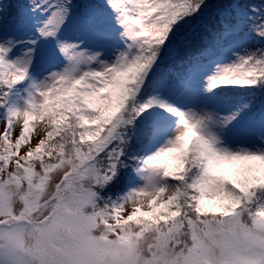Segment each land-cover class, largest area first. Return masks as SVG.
Returning a JSON list of instances; mask_svg holds the SVG:
<instances>
[{
	"label": "snow or ice",
	"instance_id": "snow-or-ice-1",
	"mask_svg": "<svg viewBox=\"0 0 264 264\" xmlns=\"http://www.w3.org/2000/svg\"><path fill=\"white\" fill-rule=\"evenodd\" d=\"M4 14L0 264H264V0Z\"/></svg>",
	"mask_w": 264,
	"mask_h": 264
},
{
	"label": "trees",
	"instance_id": "trees-1",
	"mask_svg": "<svg viewBox=\"0 0 264 264\" xmlns=\"http://www.w3.org/2000/svg\"><path fill=\"white\" fill-rule=\"evenodd\" d=\"M25 2H26V0H0V5H3V7L5 9L4 23H8L10 21V19L18 13L19 5L21 3H25ZM38 14L39 13H37V16H39ZM22 33H24V32H22ZM22 33H20V35ZM255 99H256V102L258 104L260 102H264V91H257L255 93Z\"/></svg>",
	"mask_w": 264,
	"mask_h": 264
},
{
	"label": "rangeland",
	"instance_id": "rangeland-1",
	"mask_svg": "<svg viewBox=\"0 0 264 264\" xmlns=\"http://www.w3.org/2000/svg\"><path fill=\"white\" fill-rule=\"evenodd\" d=\"M38 15H39V18H43V17H41L42 16L41 14H38ZM4 16H5V14H4ZM3 22H4V17H3ZM62 35L67 36L69 39L73 38V33L71 31H65V32L62 33ZM36 123H37V126L34 129L33 134H36V133L42 131L43 122H36ZM34 142L35 141H33V143ZM147 209H148L147 208V203L146 202H142V210L146 211Z\"/></svg>",
	"mask_w": 264,
	"mask_h": 264
}]
</instances>
